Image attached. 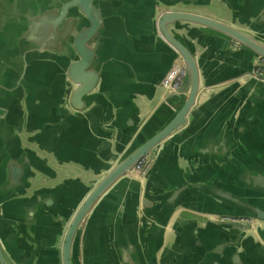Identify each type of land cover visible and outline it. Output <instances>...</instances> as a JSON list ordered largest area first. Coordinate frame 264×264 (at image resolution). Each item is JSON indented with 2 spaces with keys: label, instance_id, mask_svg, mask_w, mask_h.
Wrapping results in <instances>:
<instances>
[{
  "label": "crops",
  "instance_id": "obj_1",
  "mask_svg": "<svg viewBox=\"0 0 264 264\" xmlns=\"http://www.w3.org/2000/svg\"><path fill=\"white\" fill-rule=\"evenodd\" d=\"M170 1L231 17L242 26L252 24L264 9V0ZM152 16L150 10L131 12L129 33L117 34L124 40L115 39L111 29L105 33L95 61L98 83L84 98L85 110L64 106L63 74L53 79L54 86L45 87L44 99L33 101L34 95L25 91L17 102L8 101L21 114L2 123L0 154L13 142L12 156L37 177L28 192L11 193L10 209L0 221L17 263L61 264L58 238L69 210L128 142L140 114L162 99L155 84L174 53L153 36ZM129 36L139 38L133 43ZM204 37L202 69L216 84L199 102L177 146L159 152L148 180L140 185L131 172L93 208L77 241L78 264H264L259 235L264 237V223L245 231L226 228L218 223L228 215L226 203L205 191L169 199L177 186L195 181L239 195L236 189L245 187L247 172L264 175V84L239 75L255 72V57L231 42L211 39L208 33ZM19 184L14 181L11 187ZM249 199L256 201L253 194Z\"/></svg>",
  "mask_w": 264,
  "mask_h": 264
},
{
  "label": "water",
  "instance_id": "obj_2",
  "mask_svg": "<svg viewBox=\"0 0 264 264\" xmlns=\"http://www.w3.org/2000/svg\"><path fill=\"white\" fill-rule=\"evenodd\" d=\"M177 4L170 0H0V133L4 132L2 123L12 114L15 118L21 114L18 105L13 103L11 108L8 101L17 102L18 95L25 91L34 95L33 101L44 99L45 87L49 83L54 86L52 82L58 74H63L65 79L64 106L72 111L85 110L88 104L84 98L98 83L95 61L99 62V44L104 41L105 33L110 34V29L118 40L122 39V31L129 33L130 13L135 10H150L153 36L173 50L170 67L177 63L185 70L180 86L168 89L161 84L170 67L166 69L155 84L162 99L150 111L140 114L128 142L112 156L110 165L87 185L75 207L69 210L58 238L61 264H78L77 241L89 216L120 181L128 180L136 162L141 157L152 160L143 176L133 178L141 185L157 164L159 152L170 144L177 146L183 138L199 102L216 84L203 72L200 59L205 52L199 53V49L205 44L202 39L206 33L211 39L231 42L250 51L256 60L254 67L257 60L264 59V9L252 19V24L242 26L231 17L212 16ZM138 38L128 37L135 40L133 43ZM205 48L210 51L208 46ZM239 75L241 79L264 84V73L248 69ZM174 97L178 99L169 102ZM13 147L14 143H9L0 154V162H5L0 163V181L4 183L0 186V202H6L0 207V221L10 209L7 198L11 193L28 192L34 186L32 181L37 179L28 166L24 167L23 162L12 156ZM14 181L21 186L12 188ZM242 183L245 187L237 188V195L229 189L195 181L177 186L169 199L175 201L189 190L205 191L226 203L223 209L228 215L221 216L218 223L226 228L250 230L264 223V202L260 201L264 199V175L247 172ZM250 194L255 196L253 203L249 201ZM259 235L264 243L261 232ZM8 251L10 246L5 244L0 227V264H19Z\"/></svg>",
  "mask_w": 264,
  "mask_h": 264
},
{
  "label": "built area",
  "instance_id": "obj_3",
  "mask_svg": "<svg viewBox=\"0 0 264 264\" xmlns=\"http://www.w3.org/2000/svg\"><path fill=\"white\" fill-rule=\"evenodd\" d=\"M256 73L264 72V59H260V61L255 66ZM185 75V70L183 65L181 64H173L170 69L165 74L164 78L161 80V84L168 89H176L180 86ZM151 159L146 157H141L136 164L134 165L132 172L137 177H141L144 175L146 170L151 164Z\"/></svg>",
  "mask_w": 264,
  "mask_h": 264
}]
</instances>
